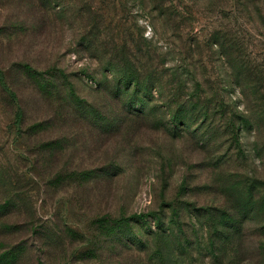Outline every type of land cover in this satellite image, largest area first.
Masks as SVG:
<instances>
[{"label":"rangeland","instance_id":"374dc122","mask_svg":"<svg viewBox=\"0 0 264 264\" xmlns=\"http://www.w3.org/2000/svg\"><path fill=\"white\" fill-rule=\"evenodd\" d=\"M235 1L0 0V78L4 83L0 80V173L16 179L21 192L27 191L41 218L52 216L55 230L67 225L99 241L95 255L85 258L88 264H105L114 258L111 253L121 249L120 263L126 264H264L261 202L245 222H237L243 208L231 207L241 197L230 184L218 191L183 192L184 180L190 179V186H202L206 177L219 173L197 138L172 137L175 134L164 125L147 130V135H133L130 141L122 138L107 175L102 170L112 160L113 145L94 146L81 138L80 143L67 146L37 147V141L54 143L61 135H73L68 130L73 115L85 119L87 129L85 121L91 122L92 135H103L99 125L105 113L116 111V101L106 96L104 87L114 86L116 78L106 65L102 43L113 39L131 49L137 45L166 74L176 71L179 75L173 77L186 82L187 90L182 92H191L197 85L204 96L224 95L235 114L245 155L231 162L232 179L242 182L254 177L261 189L264 165L256 147L264 144V122L257 128L258 120H241L237 109L244 110L245 97L240 86L228 82V75L235 71L208 39L223 14L244 34L249 56L264 57L260 18L254 13L245 16ZM91 12L97 18L89 45L91 36L84 24ZM236 78L242 80L243 75ZM20 108L24 114L17 118ZM41 121L47 122L44 129L37 127ZM226 145L221 147L223 153ZM103 148H109L108 162L101 157ZM103 186L114 193L106 196ZM225 189L232 194L231 200L214 210L211 221L200 209L223 205L219 191ZM150 211L159 212L163 225ZM106 213L117 217L145 213L144 223L131 222L122 230L125 237L141 235L145 249L121 248L122 241L113 236L117 230L102 220ZM223 215L230 219L224 220ZM6 249L1 247L0 253ZM103 251L107 252L101 256Z\"/></svg>","mask_w":264,"mask_h":264},{"label":"trees","instance_id":"16d2710c","mask_svg":"<svg viewBox=\"0 0 264 264\" xmlns=\"http://www.w3.org/2000/svg\"><path fill=\"white\" fill-rule=\"evenodd\" d=\"M235 3L236 6L245 10V16L256 14L260 18L262 29H264V0H236ZM250 3L253 8H250ZM91 13L92 15L88 16L84 24V30H87L91 36L89 45L93 43L94 19L97 18L93 16L95 13ZM217 24V29L211 31L208 39L211 44L216 46L220 56L225 57L226 63L231 64L230 67L233 70L229 69L235 71L234 74L228 75V82L231 86L233 84L240 86V93L245 97L244 110L237 109V111H241V120L244 123L258 120L257 128H259V124L264 122V57L259 60L256 56L254 58L249 56L246 52L249 45L247 41L245 42L244 34L240 33L226 16L221 14ZM102 45L105 48L102 55L107 58L105 59L106 65L116 78L114 86L105 85L104 87L107 90L106 96H110L116 101V106L113 108L116 111L105 113V117L99 125L100 133L103 135H92V130L95 129L92 127L93 125H89L91 122L85 121L88 124L87 129L83 123L85 119H79L73 115L72 123L68 124V130L73 135H61L62 138L55 139L54 143L37 141V147L44 146L43 149L47 150L51 144L67 146L68 143H80L81 138L85 142L93 143L94 146L113 145L114 155L109 154V148H103L101 152L104 162H108L107 157L112 156V160L103 165V175H107L110 165L116 160L122 138H127L126 140L130 141L133 135H147V130L152 128L158 130L160 129L158 127L164 125L169 132L171 130L175 134L171 135L172 137H182L186 134L197 138L200 148L214 163V169L219 170L218 175L215 173V177L210 179L206 177L207 181L202 186L197 184L190 186V179L184 180L181 187L184 193L197 188L218 191L222 185L224 187L230 184L229 186L238 191L239 197H241L240 203L231 207L241 208L240 210L243 208L241 214L243 217L239 218L237 222H245L257 209L254 207L257 202H261L262 209L264 195L261 193L264 190V184L261 182V189H258L254 177L242 182L233 180L232 173L229 171L231 162L245 159V155L240 147V135L235 114L229 111L230 105L225 101L224 95L223 97H216L215 94L210 96L205 94L204 96V93H200L197 85H193L194 89L191 92H182L183 89L187 90L186 82L184 80L181 82L180 77L177 79L173 77L175 73H178L174 71L166 74L167 70L162 71L153 62L151 55L141 51L135 44L133 45L134 49H131L125 42L119 43L111 39L109 42L103 41ZM262 47L264 48V43ZM239 75H243L242 80L236 78ZM166 76L171 77L167 78ZM193 78L197 79L195 76ZM0 80L3 83L2 75ZM5 88L9 89L6 86ZM154 92L157 96L154 95ZM112 113L113 118L111 117ZM23 114L24 109L20 108L17 118ZM158 115L163 121L162 125L157 123L160 122ZM46 123L41 121L37 127L41 126L44 129ZM224 144L227 145L223 153L221 147ZM256 150H261V159H263L264 165V144L257 146ZM132 152H135V148H132ZM73 172L75 173L74 170ZM88 175L89 172L84 174L83 178H87ZM252 180L253 182H251ZM105 187L102 191L107 190L106 196L114 193L113 188ZM241 191H245L242 196ZM26 192L24 190L23 193L19 190L16 179L10 176L5 177L0 173V249L1 247L7 248L6 251L0 253V264H88L85 258L95 255L99 241L96 239L91 241L88 233L79 232L67 225L63 230H55L57 228L56 221L52 216L41 218L29 202ZM219 192L224 198L223 205L221 203L216 208L204 206L205 208L200 209V212L204 216H208L211 221L214 210L226 207L231 200L230 191L225 189V191ZM170 205L172 204H169V208ZM222 211L223 214L226 213V211ZM149 214L154 217L158 225H163L159 212L150 211ZM221 217L227 220L230 215ZM147 218L145 213H133L129 216L118 217L106 213L102 220L110 223L112 230H117L115 234H119L113 236L119 239V243H121L120 240L122 241L121 248L143 250L146 242L141 235L125 237L122 230L124 231V227L130 225L131 222L144 223ZM122 251L121 249L116 253H111L114 258L111 261L105 260V264H126L120 263L121 255L124 253ZM105 252L107 251H103L101 256ZM149 260L152 262V259ZM130 264L136 263L133 261Z\"/></svg>","mask_w":264,"mask_h":264}]
</instances>
